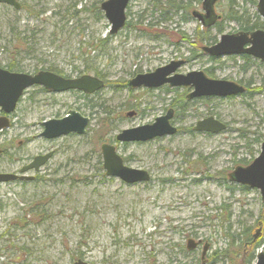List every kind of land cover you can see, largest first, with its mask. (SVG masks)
I'll list each match as a JSON object with an SVG mask.
<instances>
[{
	"label": "rangeland",
	"instance_id": "374dc122",
	"mask_svg": "<svg viewBox=\"0 0 264 264\" xmlns=\"http://www.w3.org/2000/svg\"><path fill=\"white\" fill-rule=\"evenodd\" d=\"M18 1L19 10L0 4V67L12 64L26 74L53 68L69 76L96 71L105 86L88 98L98 99L112 114L108 128L101 107L90 109L75 92L49 93L37 86L24 91L11 126L0 132V146L9 143L11 156L0 161V170L18 173L35 155H54L37 172L23 174L34 181L0 184V264H72L77 259L88 264H253L264 251V235L238 250L229 245L226 229L231 233L256 222L260 194L239 189L227 175L249 165L250 149L255 157L260 150V142L252 140L264 132V63L240 56L209 61L200 51L223 33L241 32L236 22L222 18L202 28L190 15L202 11L200 0H130L129 25L110 36L109 23L96 12L104 0ZM214 7L220 17L229 11L223 0ZM246 8L250 14L256 9ZM107 36L104 43L97 41ZM210 38L215 41L208 43ZM180 59L184 64L177 73L203 70L211 79L241 81L245 93L188 102L189 88L165 85L129 93L120 86L137 73ZM182 98V109L170 105ZM171 108L175 134L125 145L114 140L121 129L151 124ZM69 110L89 118L84 135L39 137L41 122ZM209 115L226 129L216 135L192 130ZM104 135L128 167L149 172L148 182L128 185L106 176L98 138ZM188 239L198 246L186 250ZM204 244L208 250L202 258ZM224 251L227 257H220Z\"/></svg>",
	"mask_w": 264,
	"mask_h": 264
},
{
	"label": "water",
	"instance_id": "95a60500",
	"mask_svg": "<svg viewBox=\"0 0 264 264\" xmlns=\"http://www.w3.org/2000/svg\"><path fill=\"white\" fill-rule=\"evenodd\" d=\"M130 0H104L99 6L101 12L109 23L108 33L116 34L125 25V8ZM221 0H201L202 12L192 11V15L199 22L211 27L214 23L221 19L216 14L214 5ZM0 3L12 6L15 10H19L21 5L17 0H0ZM256 13L260 16L264 23V0H256ZM202 50L212 57L223 56H240L249 55L254 59L257 58L264 62V30L257 29L253 32H238L232 34H222L216 43L211 46H204ZM184 64L183 60L169 61L167 65L159 66L148 73H137L136 76L126 81V86L133 89L138 87L144 88H160L167 84L169 87L190 88L191 91L186 98H226L235 97L245 93V87L234 81L227 79L209 78L202 70H191L186 73H177L176 71ZM31 86L42 87L44 90L52 93H63V91H80L83 94H93L104 86V81L99 77L90 74L80 75L79 77L65 78L61 77L53 71L41 69L34 74H26L22 72H12L0 67V110L6 114H10L16 106L17 100L20 98L25 89ZM132 112H129L128 116ZM173 109H168L163 115L157 117L151 124H142L140 126L121 129L115 135L114 140L120 143L130 142H147L162 136H171L177 132V127L171 124ZM89 118L83 116L77 110H70L62 118L48 119L40 123L42 131L39 136L45 139H54L73 133L84 135ZM8 118L4 115L0 116V130L8 128ZM193 131L201 133H209L216 135L226 129L225 123L214 116H207L198 120L193 125ZM263 140L260 143V150L249 165L237 166L228 173V181L243 185L247 188L258 190L261 202H264V132ZM100 152L102 156V167L107 177H115L128 185L147 182L150 174L144 169H136L128 167L123 162L121 155L116 151L115 145L112 143H101ZM52 151L44 153V155H36L31 162L24 165L20 169L22 175L0 173V183L13 180H30L34 176H23L27 171H37L52 156ZM253 234V240L260 235V229L257 228ZM199 242L192 239L187 241V250L197 247ZM208 245L204 244L201 255L205 257ZM72 264H88L86 261L77 259ZM253 264H264V251H258L256 260Z\"/></svg>",
	"mask_w": 264,
	"mask_h": 264
},
{
	"label": "trees",
	"instance_id": "16d2710c",
	"mask_svg": "<svg viewBox=\"0 0 264 264\" xmlns=\"http://www.w3.org/2000/svg\"><path fill=\"white\" fill-rule=\"evenodd\" d=\"M196 1L199 2V0H196ZM223 1H226V6H228V10L229 11L226 12L222 18L230 20V21H235L236 24L238 25L239 29L241 30V32H243V31H245V32H253L254 30H257V29H264V26H263L264 24H263L260 16L257 15L256 10L252 14H250L248 12L247 8H246V5H252V6L256 7V5H255L256 4V0H240L241 1L240 2L241 5L243 4L241 8L237 5L236 0H223ZM167 5H168V3H167ZM166 6L165 7L161 6L160 9L162 8V11H164L166 9ZM96 12H98L99 15H100V18H102L103 14L100 11L99 7H96ZM126 23H127L126 25H129L128 22H126ZM217 23H219V22H217ZM217 32L222 33V31L219 28H217ZM109 38L110 37L107 36L103 40H97V41L99 43H104ZM183 38L185 39V37H183ZM193 39L195 40V42H194L195 45H200V41L198 40L197 37H194ZM186 40H187V38H186ZM206 40H208V43H211V41H213V42L215 41L214 38H210V39H206ZM97 46L98 45H95V48ZM196 47H197L196 49H198V46H196ZM197 56H199V55H197ZM240 58L243 59L245 62H249V61L252 60V59H250V57L248 55L240 56ZM208 60L212 61L213 58L211 59V58L208 57ZM5 69L10 70V71H15V69H13V65L12 64H8V66L5 67ZM49 70H51V68H49ZM94 76L102 78L101 75L98 72H96V71H94ZM238 82L242 83L241 81H238ZM119 83H120L121 87L125 86L126 88H128L129 89V93L133 92V89H131L130 87L126 86L125 83H123V82H119ZM82 98L83 99H87V105L92 110L94 108L96 109V107L100 106L101 107L100 108L101 109L100 112L102 114L101 116H103V118H101V120H103L104 126L110 125L109 121H108L109 120L108 117L111 116V114H112V112L110 110L104 108L103 104H98V102H99L98 99H96L95 102H94L93 99L92 98H88V95H86V94L83 95ZM185 99H186V96H185ZM200 100L201 101L209 100V98H203V99H200ZM183 104H184L183 98H182V100L181 99L180 100L172 99V101L170 103V105H173V106L181 108V109L184 106ZM133 106L134 105H130V106H128V108H132ZM108 128H110V126H108ZM254 134H257V133H254ZM105 136L106 135H104L102 137L98 136V138H102L101 141L104 142L105 140H107V139H104ZM262 137H263V134H261V133L257 134L256 137H254V139L252 140V143H256V144L259 143V142L261 143ZM124 145H125V143H124ZM255 153H256V150H253V149L249 150V156L251 157V160L254 159V157H255L254 154ZM126 160H127V158H123V161H126ZM240 162H242V164H244V165L247 163V161L243 160V159H241ZM233 188H236V187H233ZM227 189L230 190V192L233 191L232 187H229ZM239 189L247 190L248 188H246L243 185H240ZM259 221H261V222H259ZM263 224H264V202H261L260 211L258 213V219H256V222L254 224H252V225H243L241 229H238L235 232L232 231L231 233L229 232L231 230L230 227H228L226 229L227 236L229 238V242H228L229 245L237 248L238 250L241 249L243 246H245V247L253 246V244H255V241L257 239L252 242V240H253V235H252L253 231H252V229H253L254 226H257V228L260 229V235L259 236H261V234L264 235V225ZM256 246H259V244H257ZM186 250H187V247H186ZM227 252L228 251H224L223 253L221 252L220 253V257L221 256L227 257V254H226ZM240 264H242V263H240Z\"/></svg>",
	"mask_w": 264,
	"mask_h": 264
},
{
	"label": "flooded vegetation",
	"instance_id": "af4514ba",
	"mask_svg": "<svg viewBox=\"0 0 264 264\" xmlns=\"http://www.w3.org/2000/svg\"><path fill=\"white\" fill-rule=\"evenodd\" d=\"M18 1V0H17ZM19 2V1H18ZM200 3H201V0H200ZM1 5H4V4H2V3H0ZM20 4V3H19ZM5 5H7V4H5ZM7 6H9V5H7ZM10 7H12V6H10ZM127 7V6H126ZM13 8V7H12ZM200 8H201V10H202V7H201V4H200ZM21 9V8H20ZM193 11H196V10H193ZM198 12H202V11H198ZM190 15H191V17L192 18H194V19H196L197 21H198V23L201 25V27L202 28H204V29H207L208 27H206V26H204V25H202L200 22H199V20L197 19V18H195L193 15H192V11H191V13H190ZM221 19H222V17H221ZM220 19V20H221ZM125 22H126V20H125ZM218 22V21H217ZM216 22V23H217ZM127 26V25H126ZM240 56H243V55H240ZM250 58H252L251 56H249ZM254 59V58H253ZM257 59V58H256ZM262 62V61H261ZM262 63H264V62H262ZM2 68H4V67H2ZM7 70V69H6ZM45 70H48V71H53V72H55L56 74H58L59 76H63V77H65V78H73V77H79L80 75H76V76H69V75H65V74H61L60 72H58V71H56V70H54L53 68H51V70H49V68H47V69H45ZM40 71V70H39ZM12 72H16V71H12ZM18 73V72H17ZM34 73H36V72H34ZM32 74V73H31ZM130 79V78H129ZM236 82H238V81H236ZM238 83H240V82H238ZM240 84H242L244 87H245V89H246V85H244L243 83H240ZM141 89H146V90H149V89H147V88H144V87H142ZM133 90H135V89H133ZM66 92H75V94H76V97L77 98H80V99H82V93L80 92V91H77V90H74V91H66ZM20 98H21V96H20ZM20 98L17 100V103H16V106H17V104L20 102L19 100H20ZM193 100H196V99H193L192 98V100H188L187 99V101L188 102H192ZM16 106H15V108H16ZM15 108L13 109V111L12 112H10V114H6L5 115V113H3V112H1V110H0V116H2V115H4V116H6L7 118H8V123H10V125H9V127L11 126V115L13 114V112H14V110H15ZM70 111V110H69ZM133 113V112H132ZM8 127V128H9ZM8 128H3V129H1L0 130V132H4V131H6ZM8 146H10L9 145V143H7V144H5V146H0V161H2V159L3 158H7V157H9L10 156V154H9V149H10V147H8ZM8 147V148H7ZM45 152H47V151H45ZM52 154L54 155V151H52ZM52 155V156H53ZM51 156V157H52ZM11 157V156H10ZM44 166V165H43ZM42 167V166H41ZM40 167V168H41ZM39 168V169H40ZM38 169V170H39ZM37 170V171H38ZM37 171H35V172H37ZM0 173L2 174V173H7V174H13V172H9V171H7V170H0ZM19 173V172H18ZM16 181H18L19 182V180H16ZM13 182H15V180H13V181H8V182H3V183H13ZM3 183H0V184H3ZM1 206V205H0ZM1 208H2V206H1ZM12 231V230H11ZM15 232V231H14ZM14 233H12V234H10V237L11 238H13L14 237Z\"/></svg>",
	"mask_w": 264,
	"mask_h": 264
},
{
	"label": "bare ground",
	"instance_id": "6f19581e",
	"mask_svg": "<svg viewBox=\"0 0 264 264\" xmlns=\"http://www.w3.org/2000/svg\"><path fill=\"white\" fill-rule=\"evenodd\" d=\"M125 20H126V18H125Z\"/></svg>",
	"mask_w": 264,
	"mask_h": 264
}]
</instances>
